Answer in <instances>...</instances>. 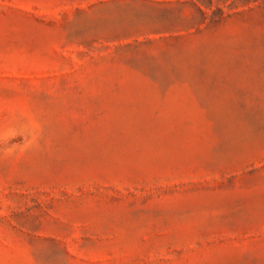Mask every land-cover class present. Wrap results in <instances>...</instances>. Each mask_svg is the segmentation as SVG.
I'll return each instance as SVG.
<instances>
[{
  "label": "rangeland",
  "instance_id": "1",
  "mask_svg": "<svg viewBox=\"0 0 264 264\" xmlns=\"http://www.w3.org/2000/svg\"><path fill=\"white\" fill-rule=\"evenodd\" d=\"M0 264H264V0H0Z\"/></svg>",
  "mask_w": 264,
  "mask_h": 264
}]
</instances>
